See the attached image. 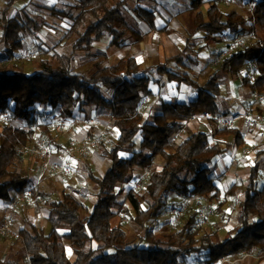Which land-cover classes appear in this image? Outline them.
I'll use <instances>...</instances> for the list:
<instances>
[{
  "label": "trees",
  "instance_id": "trees-1",
  "mask_svg": "<svg viewBox=\"0 0 264 264\" xmlns=\"http://www.w3.org/2000/svg\"><path fill=\"white\" fill-rule=\"evenodd\" d=\"M144 0H78L76 6L65 10L52 9L51 16L69 21V28L61 42L74 41L71 53L54 52L56 65L40 60L35 71L27 74L23 66L14 63L3 65L0 53V112H9L13 120L26 122V127L6 125L0 133V201H10V191L24 195L29 191V180L19 170L11 171L22 151L34 139L38 116L52 111L60 120H73L79 112L91 108L108 110L112 125L119 136L108 154L112 163L104 176L88 170V177L97 189L96 204L87 210L72 194L63 193L58 201H51L46 194L32 195L43 198L50 209L46 233L31 223L20 231L30 264H185L195 254H204L206 264L245 255H257L264 260V186L259 187V177L264 164V150L258 153L263 162L257 161L249 171L247 182L234 184L226 196L235 197L240 188L244 198L238 205L237 226L222 240L219 231L200 235L195 230L192 217L177 231L157 236L148 228L151 221L160 218L173 195L183 198L206 197L218 201L222 191L216 183L211 168L215 159L224 151L213 137L231 136L237 147L246 144L238 128L224 127L213 135L196 132L176 146V135L187 129L190 119L209 114L222 116L217 99L221 95L220 75L239 79L242 86L264 96V0L254 4L248 17L239 12H224L213 0L206 13L202 11L207 0H194L196 32H205L207 45L220 41L226 33L238 39L252 36L255 41L224 58L205 84L201 85L189 74L169 69L171 63L187 69V64L197 65L186 52L168 59L157 66L156 72L168 81L186 84L197 93L190 103L164 102L152 121L145 118L143 101L152 96V80L141 69L136 58L126 56L117 65H107L106 54H94L97 42L105 36L111 38L110 46L123 48L126 38L136 43L144 36L135 31L124 15L125 7L135 2V14L152 31H156V10L141 5ZM156 2L157 0H149ZM45 24L33 19L23 9L13 17L0 19L1 41L7 47L8 61L25 48L23 35L37 36ZM168 30V29H164ZM78 53L87 59H99L89 73H76L74 63ZM256 73L252 80L247 73ZM110 94V99L105 97ZM42 109V110H40ZM43 111V112H42ZM264 116V108L258 109ZM212 136V137H211ZM140 138L139 151L136 139ZM131 153L122 158L121 153ZM164 161L160 172H153L145 187V196L151 201L147 209L135 190L126 194L133 209V221L143 231L140 238L147 247L128 246V236L121 227H114L113 220L121 213H130L118 202L122 193L118 189L133 179L135 168L151 169L155 161ZM225 201L219 204L224 205ZM117 209V211H115ZM68 242V244H67ZM70 248L75 256L68 254Z\"/></svg>",
  "mask_w": 264,
  "mask_h": 264
},
{
  "label": "crops",
  "instance_id": "crops-1",
  "mask_svg": "<svg viewBox=\"0 0 264 264\" xmlns=\"http://www.w3.org/2000/svg\"><path fill=\"white\" fill-rule=\"evenodd\" d=\"M208 1L209 0H207V2ZM161 2H164V0H157L156 2L144 0L141 2L142 6H146L145 8L156 10V31L150 30V28L143 21L137 18L135 14V8L137 7V4L135 2H130L125 7L124 15L126 16V18L127 16H130L129 18L132 21L131 23L127 18L128 23L135 31L144 36L143 41H141L140 43H136L132 38L128 37L126 38L123 48H115L110 46L111 38L109 36H105L101 41L95 44L93 49L94 54L107 55V59L106 61H104L107 65H117L119 64L121 59L126 56H133L134 58H136L141 69L145 73L151 74V76H148L153 82L151 87L153 95L146 98L143 101V104L146 102L149 109H157L156 113L159 112L164 102L190 103L197 98V93L195 92V90L190 88L188 85H180L177 82H170L168 81L166 76L159 75L155 70L157 66L163 65L168 59L174 58L179 54L186 52L193 60H196L198 62L197 65L187 64V69H183L180 68L177 64L171 63L169 65V69L173 71L180 70L182 73L190 75V73L194 69L198 68L202 73L206 72L210 74L214 72L212 74L214 75L218 69L219 63L224 58L236 52L234 49L238 47L236 45H241L240 41L242 40V38H231L230 35L226 33L220 37L219 42L210 43V45H207V42L205 41L206 34H203L205 32H196L195 30L193 23L194 12L190 11L192 2L191 4L182 3L181 5H169L166 2L162 4ZM206 3L202 8V11L204 13H206L209 9L211 2H208L209 5ZM77 4L78 0H0V19H2L4 16L13 17L17 15L18 12H21L24 9L25 12L29 14L33 19L37 18V16L41 17L43 20H46L45 23L47 25L52 26V24L47 21V15H51L52 9L56 8L59 10H65L71 6H76ZM235 5L236 3L234 2V0H221L219 4L221 10L224 12L236 11L242 14L239 11L238 6ZM253 6L254 4L252 5V8ZM170 9H173L172 13H170ZM190 13H192L193 15L191 18H188L187 16ZM135 19H137L138 22H136L137 20ZM159 20L161 24L159 23ZM164 29L168 30L164 31ZM43 30L44 28L40 31V33ZM194 35H199V38L195 40L193 37ZM114 48L116 50H114ZM200 56H202V58ZM246 74L247 70L243 72L242 76ZM237 81L239 82L240 80L233 78L231 75H227V78L223 81L220 78L219 84L221 87V95L217 99V103H221L223 99L225 100L226 104L223 106L224 109H221L219 107L220 111L222 112L221 117L213 118L212 116H210L209 118H203L206 120H200L205 122L203 124L205 130L210 131L216 121H220L224 118H231L236 114H248V117H250L251 119L258 118L251 117V112L253 110L256 111L261 105V102L257 101V93H254L249 88L243 86L241 90H229L230 92H228V94H225L224 96L222 84L227 85V87L231 89L234 87L235 82ZM243 88H245L246 90H243ZM230 106L236 107L235 109H230ZM101 111L102 114L106 116L101 120L102 124L105 127L110 128V126H113L112 120L109 116L110 112L108 110L91 108L89 110L79 112L73 120H68L66 127L63 129L68 128L69 125L76 126L77 123L84 122H86L87 124L85 128L91 129L93 125L89 123L91 121L89 115L91 113H98ZM144 115L145 118L149 121H152V118L154 116L153 114L148 113H144ZM201 118L202 117L197 118L193 123H188L187 129L182 134L176 135L175 137L181 138L182 140L188 138L191 135V130L201 126L200 124L195 125V123ZM98 120L100 119L98 118ZM257 120L258 121L249 122L246 119H243L239 122L231 124V126L228 127L238 128L241 131L246 141V144L243 147H237L234 144L233 137L231 136H218L215 137V139H213L212 141L213 144L218 142L221 146V149L224 151L222 155L215 159L211 168L213 170L215 178L222 175V183L224 188V193L222 192V196L228 199L230 198V200L224 205V209L225 207L229 208L230 204L234 206L233 213L236 223L238 216V205L244 198L243 189L240 188L235 197H229L226 196V194L234 184H238L239 186L245 184L247 182L251 167L255 165L257 161L261 162L263 160V157H258V153L264 150V117L262 118L263 121H261V119ZM101 122L98 123L101 124ZM114 129L116 128L114 127ZM218 129L213 130V134ZM118 133L119 132L116 130L117 135ZM40 138H42L40 135H35L34 140H32L29 145L23 150L24 153H32V155L30 154L29 163H27V171L23 174L29 180V191L24 195H20L15 190H12L10 191V201H0V223H6L7 221L9 223L8 236L1 237L0 235V264H27V262L28 264H30L29 256L25 250L23 240L20 236V231L24 228H19L21 218L24 217V214L23 211L19 209L20 206H18L17 202L22 201L25 197H30L33 192L31 191L33 190L32 188L37 189L39 194H46L47 198L51 201H58L61 199H58L56 197V190H60L61 195H63L62 192L64 191L65 193H70L73 195V190L78 187L81 190L80 194H87L85 188L83 190L82 188H80L82 187V183H80L77 178L69 182V186H67L68 188L66 190H64V188H60L61 184L57 182L58 180L55 183L49 184V179L46 178L49 174V168L44 164V162H42L41 158H39L41 155H38V153L41 152L37 151L35 147H33L35 143L38 144ZM262 169L263 168H261V170ZM106 173L103 174L105 175ZM103 174L97 175L104 176ZM38 175L41 176L40 180H37ZM88 180H90L89 177ZM31 184H34L33 187H31ZM84 184V186L86 187L87 183L84 182ZM31 197L34 198L35 196L32 195ZM36 198L38 197H35V199ZM226 198L224 200L225 202ZM96 201L97 200H95L94 205L96 204ZM37 202L39 203V207H41L40 210H37L36 212H34V210L28 212L32 213L33 215L32 223L39 229H43L46 233H48V218L50 209L47 205H45V202L42 199ZM30 224L31 223H29V225ZM229 232L230 231H228V233ZM20 257L22 258L19 259ZM253 259H256V264H264V260L260 261L257 256L255 258V255L234 256L228 258L227 260L236 261L237 263L240 262L239 264H252L254 262ZM221 263L222 262L218 264ZM227 264H229V262H227Z\"/></svg>",
  "mask_w": 264,
  "mask_h": 264
},
{
  "label": "rangeland",
  "instance_id": "rangeland-1",
  "mask_svg": "<svg viewBox=\"0 0 264 264\" xmlns=\"http://www.w3.org/2000/svg\"><path fill=\"white\" fill-rule=\"evenodd\" d=\"M194 0H164L163 3H167L169 5L176 4L181 5L182 3H190ZM213 0H209L208 2H211ZM260 0H234L236 3L235 6H238L239 11L242 13V15L248 17L251 15V9L252 5L256 4ZM208 2L206 4H208ZM209 5V4H208ZM146 7V6H145ZM237 8V7H235ZM170 13L173 12V9L169 10ZM229 11V10H227ZM128 15V14H127ZM192 13H190L187 17L191 18ZM130 16H127L128 20L132 23ZM39 23L45 24L43 27L44 30L40 33H38L37 36H29V35H23V41L25 44V48L22 51H19L16 53L15 58L11 61H8L6 49L7 47L2 43L1 41V31H0V53L3 56V65H7L9 63H14L19 66H23L25 68V71L27 74H32L35 71V68L37 66V63L40 60H49L52 64L56 65V60L53 58L54 52L58 53H71L72 46L74 41H68V42H61L62 37L65 35V32L69 28V21H62L59 20L51 15H47V21L52 24L47 25L45 23L46 20H43L41 17L35 18ZM137 20V19H135ZM138 22V20L136 21ZM159 23L161 24L160 20ZM205 35V33H203ZM194 39H198L199 35H194ZM255 39L252 36L243 37L241 42V45H236L234 50H238L240 48H244L247 44L253 43ZM114 50H116L114 48ZM86 53H78L75 63H74V69L76 73L86 74L89 73L93 67V64L98 61V59H87ZM202 58V56H200ZM200 58V59H201ZM89 60V61H88ZM104 62V61H103ZM204 62V61H203ZM216 71V70H215ZM214 72L208 74V73H202L200 69L196 68L191 73L190 76L195 81L199 82L201 85L205 84L207 79L212 76ZM247 73L250 75L251 79L253 80L256 77V73L251 71H247ZM147 74V73H146ZM150 75L151 74H147ZM208 77V78H207ZM221 80H225L227 78V75H220ZM241 82L237 81L235 82V85L233 88H228L227 85L222 84V89L225 94L227 95L229 90H241L242 89ZM243 90H246L243 88ZM105 97L107 99H110V94L108 92H105ZM257 96V94H256ZM263 100L261 101V105L258 109L264 108V96L261 95ZM225 100L222 99L221 103H218L219 107L221 109H224L223 106L225 105ZM236 106H230V109H235ZM258 109L255 111L253 110L251 112V117L261 119L264 117L258 113ZM42 110V109H40ZM142 111L144 113L148 114H155L157 112V109H149L147 107L146 102L142 103ZM43 112V111H42ZM103 117H106L101 112L98 113H91L89 115V118L91 120H95L97 125H93V127L90 129H86L85 126L87 125L86 122L84 123H77L75 125H69L68 128L62 129L60 127V119L55 113H52V111L44 112L40 114L38 118V123L34 127V132L36 136H41L40 140L38 141V144L35 143L33 147L37 151H40L41 153H38V155H41L39 158H41L42 162L46 166H48V176L46 177L49 179V184L55 183L57 180L58 183H60V188L66 190L69 186V182L71 180H79L80 183H82V190L85 188L87 191L86 193L80 194L81 190L76 187L73 190L74 197L81 202L87 210H91L94 202L96 200V192L97 189L93 182L88 180L87 171L90 169L96 176L99 174H103L108 172V170L111 168L112 163L108 158L109 152L112 150L118 136L116 134V130L114 129V126L105 127L101 120ZM98 118L100 120H98ZM78 119V118H77ZM225 119V118H224ZM224 119H221L220 121H216L214 123V126L211 128V130H205L203 127V124L205 122L200 120H206V119H199L195 125L200 124V127H196L195 129L190 131V134L196 133L197 131H203L208 132L210 135H213V130L218 128L224 127ZM90 121V120H89ZM101 122V124L99 123ZM90 123V122H89ZM193 123V122H192ZM6 125H12L14 127H26L27 123L22 121L13 120L9 112H0V133L4 126ZM118 131V130H117ZM119 132V131H118ZM104 134V135H103ZM189 134V135H190ZM34 135V136H35ZM212 137V136H211ZM215 139V137L212 138V140ZM34 140V139H33ZM140 138L136 139L137 147L134 148L132 151L137 152L139 151V144H140ZM182 141L181 138L174 137L172 143L176 146ZM94 142V147L92 146L89 150V159L84 160L81 157H79L78 149L89 145L90 143ZM30 154L32 153L27 152L24 153L22 151L20 158L17 160L15 165L10 169L11 171L19 170L22 174L26 173L27 171V163H29ZM122 158H129L131 156V153L123 152L121 153ZM263 162V160L261 161ZM164 164V161L161 158H158L153 168L145 170L142 168H135L133 171L134 179L127 184L122 185L119 189L122 191V193L118 196V202L120 205H122L124 208L129 209L130 213H121L119 214L115 220L113 221L114 227H121L123 230L126 231L128 236V246L134 247V246H141V247H147L145 243H142L140 241V238L144 235V231L134 223L132 217L134 215L133 209L131 208V205L129 201L126 198V194L130 190L137 191L141 196L142 205L145 209L149 207L151 204V201L146 198L145 196V187L149 181V177L153 172H160L162 169V166ZM263 168L260 173V177L258 180L259 187L261 188L264 186V164H262ZM70 170V173H67V170ZM98 174V175H97ZM104 175V174H103ZM215 176V175H214ZM40 175L37 176V180H40ZM222 175L217 176L216 183L218 187L222 190L224 193L223 183H222ZM51 182V183H50ZM85 183H87L86 187L84 186ZM34 184H31V187H33ZM33 190L37 189L32 188ZM57 192V198H62V195L60 194V190H56ZM62 193H65L62 192ZM39 194V192H38ZM25 197L22 201L17 202L19 209L23 211L24 217L21 218L19 228H28L29 223H32L33 215L32 213H29L28 211L36 212L37 210H40L41 207H39V203L37 201H40V196H37L38 198L35 199V197ZM226 197L222 196L220 200L218 201H212L209 198L206 197H195L190 196L188 198H183L179 195H173L168 199V206L163 215L158 218L157 220L151 221L148 224V228L153 230L157 236H165L171 232L177 231L182 226L185 225L187 221H189L192 217H195V230H199L200 235L206 233V232H214L219 231L221 239L224 240L227 237L228 231H231L237 226V223L234 219V210L232 204H230L229 208L224 209V205L230 200V198H226V202L222 207H219V204L225 200ZM235 199V198H233ZM36 200V201H35ZM46 209V208H45ZM201 210L205 211V215H201ZM117 211V209H115ZM174 211L179 212L177 215L173 214ZM8 221L6 223H0V228L7 227ZM48 233L51 231L50 225H48ZM1 237L3 236L0 232ZM8 236V235H6ZM5 236V237H6ZM68 244V242H67ZM68 254L69 257L72 260H75V256L70 248H68ZM257 255H255L256 258ZM20 257L19 259H21ZM254 262L252 264H256V259H253ZM20 262V261H18ZM27 262V261H25ZM239 264L240 262L236 261H229V264ZM28 264V262H27ZM185 264H206L205 262V255L202 254H195L186 259ZM221 264H227V263H221Z\"/></svg>",
  "mask_w": 264,
  "mask_h": 264
},
{
  "label": "built area",
  "instance_id": "built-area-1",
  "mask_svg": "<svg viewBox=\"0 0 264 264\" xmlns=\"http://www.w3.org/2000/svg\"><path fill=\"white\" fill-rule=\"evenodd\" d=\"M256 98H257V101L258 102H261L262 100H263V98H262V96L261 95H259V94H257V96H256ZM211 115H209V114H204V115H202V116H196V117H193L192 119H190V121H189V123H192V122H194L197 118H199V117H202V118H209ZM243 119H246L247 121H249V122H252V121H258L257 119H251L250 117H248V114H236V115H234V116H232L231 118H225L224 119V125H225V127H230L231 126V124H233V123H235V122H239V121H241V120H243ZM261 121H263V120H261ZM90 124L91 125H97L96 124V122H95V120H91L90 121ZM66 125H67V121L66 120H61L60 121V127L63 129V128H65L66 127ZM94 142H92V143H90L89 145H86V146H83V147H81V148H79L78 149V153H79V157H81L82 159H84V160H87V159H89V150H90V148L93 146L94 147ZM71 171L68 169L67 170V173H70ZM201 212V215L202 216H204L205 215V211L204 210H201L200 211ZM179 212H177V211H174L173 212V214H175V215H177ZM0 232L2 233V235L3 236H6V235H8V233H9V229L7 228V227H2V228H0ZM221 262H223V263H227V262H229L227 259H225V260H222Z\"/></svg>",
  "mask_w": 264,
  "mask_h": 264
},
{
  "label": "snow or ice",
  "instance_id": "snow-or-ice-1",
  "mask_svg": "<svg viewBox=\"0 0 264 264\" xmlns=\"http://www.w3.org/2000/svg\"><path fill=\"white\" fill-rule=\"evenodd\" d=\"M121 155H123V154H121Z\"/></svg>",
  "mask_w": 264,
  "mask_h": 264
}]
</instances>
